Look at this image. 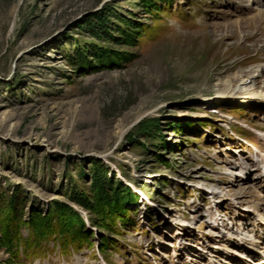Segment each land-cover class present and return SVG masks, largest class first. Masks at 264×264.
I'll return each instance as SVG.
<instances>
[{"label": "rangeland", "instance_id": "374dc122", "mask_svg": "<svg viewBox=\"0 0 264 264\" xmlns=\"http://www.w3.org/2000/svg\"><path fill=\"white\" fill-rule=\"evenodd\" d=\"M255 1L173 0L149 12L142 0H0V190L8 199L23 192L24 219L64 203L94 243L65 254L50 242L40 257L21 251L19 262L0 243V264H205L199 255L225 245L223 232L254 239L264 216V108L217 90L264 64V10ZM106 8L115 11L111 41L85 24ZM88 43L101 46L86 52L92 65L98 50L123 60L78 71L69 58ZM95 160L138 195L115 230L65 196L72 184L89 192ZM244 167L253 181L237 178ZM218 217L224 226L214 228Z\"/></svg>", "mask_w": 264, "mask_h": 264}, {"label": "trees", "instance_id": "16d2710c", "mask_svg": "<svg viewBox=\"0 0 264 264\" xmlns=\"http://www.w3.org/2000/svg\"><path fill=\"white\" fill-rule=\"evenodd\" d=\"M172 2L173 0H142L144 7L147 8L149 12H153V10L159 11L158 6L161 3L169 4ZM114 12L115 11H112L111 8H106V10L99 12L94 17L88 18L85 24L88 25L90 34L98 40H115L113 36L114 27L111 26V19ZM130 24V21L124 23L126 26ZM135 28L140 29V27ZM117 30L120 29L117 28ZM136 33L137 30L135 31V34ZM121 34L130 42L134 38V35H130L132 33H127L125 30H121ZM95 44L88 43L86 46L82 45L77 55L70 56L69 60L71 65L75 66L78 71L89 70L90 66H92L93 69H98L99 67L106 69L120 64V61L123 60L120 56L119 60L116 56H114V59L110 58L104 54L108 51L98 50L97 57L94 60L96 62L92 65L93 60L87 56L86 52L90 47L94 50H97V48L99 49V47L101 48L100 45L96 46ZM157 127H159L158 120L149 121V123L146 124L144 132L150 136H154L153 134H156L155 129ZM164 144L165 143L162 141L160 143L161 147L156 148H165L166 144ZM92 166L93 175L89 192L86 193L72 184L69 189L66 190L65 196L69 197L72 202L94 212L96 221L101 222L102 219L105 221H107V219L111 220L113 223L112 226L109 225L110 223L107 225L103 223V225H101L105 228L107 226L109 230H115V222L122 219L123 215L127 218L124 222L129 221L131 212L126 210V205L135 203L138 200V195L129 187L124 186L121 182L109 179V169L105 167L103 162L95 160ZM87 176L88 175L83 171L80 174L81 178ZM0 192L3 194H0V213L6 211L7 207L10 209L12 208V213L10 214L11 211L9 212L10 216L0 220V225L2 226V239L0 243L16 261L19 262L21 251L29 253L31 257H40L44 255L48 249L46 245L50 242H54L65 254L69 253L71 248L75 250L93 248L94 243L91 240L93 233L88 229L84 220L64 203H53L52 206L55 211L50 212L46 217H43L41 212L32 210L28 219H24V210L23 207L20 206L24 205L27 207L28 201L23 192L20 189H16L12 193L10 199L7 198L8 193L3 192V190H0ZM24 230L28 231L27 237L23 235ZM97 237L99 240V236ZM98 247L100 254L104 256L105 250L108 248L106 240Z\"/></svg>", "mask_w": 264, "mask_h": 264}, {"label": "bare ground", "instance_id": "6f19581e", "mask_svg": "<svg viewBox=\"0 0 264 264\" xmlns=\"http://www.w3.org/2000/svg\"><path fill=\"white\" fill-rule=\"evenodd\" d=\"M253 1V0H251ZM257 3V6L264 10V0H258L255 1ZM245 6V5H244ZM264 14V13H263ZM217 97L223 98V99H231L233 102L236 103H244L251 107H262L264 108V64L254 66L251 69L241 72L239 74L234 75L231 79L227 80L223 85L222 88L217 90ZM142 119V118H141ZM130 128V127H129ZM127 133V128L122 129V131L119 133V138H123L125 134ZM264 156V155H262ZM260 164L262 165V169L264 170V158L260 157ZM260 168V167H259ZM237 178H242L243 180H251L252 178V170H250L248 167L242 168V172L236 174ZM262 174H260L261 176ZM259 178H264V175ZM253 181V178H252ZM241 216V214H239ZM220 219H216V222L213 225H218ZM260 220L258 231L256 233L257 241L259 242L260 239L264 240V227L263 222L264 219H258ZM225 238V245L221 243V245L210 247L209 251H204V254H200L201 259H206L207 257H211L210 260H208L209 264H218V261L215 258H221V256H224L225 254L230 255L231 258L229 261H226L225 263L228 264H234L235 261H237V257L239 259V256L237 253L234 252V248H241V244L233 239L231 237L226 238L225 235L221 238ZM248 237V236H247ZM247 237H243L242 241L246 242L248 239ZM223 238V239H224ZM235 239H238L235 237ZM219 244V243H218ZM197 249V248H196ZM208 249V248H207ZM187 251V249H186ZM176 254H173L175 257ZM241 258V257H240ZM188 261H196L191 258L187 259ZM202 261V260H201ZM196 263V262H195Z\"/></svg>", "mask_w": 264, "mask_h": 264}, {"label": "water", "instance_id": "95a60500", "mask_svg": "<svg viewBox=\"0 0 264 264\" xmlns=\"http://www.w3.org/2000/svg\"><path fill=\"white\" fill-rule=\"evenodd\" d=\"M106 2H108V1H105L104 3H106ZM104 3H103V4H104Z\"/></svg>", "mask_w": 264, "mask_h": 264}]
</instances>
